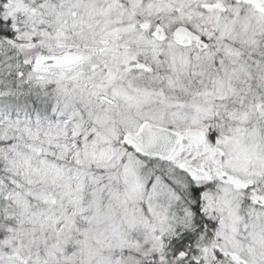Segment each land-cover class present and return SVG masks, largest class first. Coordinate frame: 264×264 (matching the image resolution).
I'll return each instance as SVG.
<instances>
[{"label": "snow or ice", "instance_id": "snow-or-ice-1", "mask_svg": "<svg viewBox=\"0 0 264 264\" xmlns=\"http://www.w3.org/2000/svg\"><path fill=\"white\" fill-rule=\"evenodd\" d=\"M0 264H264V0H0Z\"/></svg>", "mask_w": 264, "mask_h": 264}]
</instances>
